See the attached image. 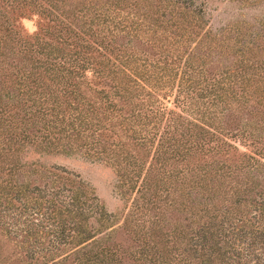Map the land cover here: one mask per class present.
Returning <instances> with one entry per match:
<instances>
[{
	"label": "trees",
	"instance_id": "1",
	"mask_svg": "<svg viewBox=\"0 0 264 264\" xmlns=\"http://www.w3.org/2000/svg\"><path fill=\"white\" fill-rule=\"evenodd\" d=\"M202 11L0 3V264H264V32L211 31ZM27 147L111 166L129 243L77 173Z\"/></svg>",
	"mask_w": 264,
	"mask_h": 264
},
{
	"label": "rangeland",
	"instance_id": "2",
	"mask_svg": "<svg viewBox=\"0 0 264 264\" xmlns=\"http://www.w3.org/2000/svg\"><path fill=\"white\" fill-rule=\"evenodd\" d=\"M199 5L202 11L204 28L215 32L235 35V31L248 36L264 32V0H188ZM4 0H0L2 4ZM38 16L28 13L18 17L22 32H32ZM223 29V27H225ZM230 28V31L229 29ZM26 158L36 159L44 164L56 163L77 173L85 181L104 205L115 217V238L122 244H128L120 228L123 199L117 192V178L114 170L100 159L85 155L79 151H44L27 147Z\"/></svg>",
	"mask_w": 264,
	"mask_h": 264
}]
</instances>
